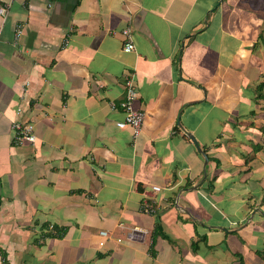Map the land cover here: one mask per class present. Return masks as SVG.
I'll list each match as a JSON object with an SVG mask.
<instances>
[{
    "label": "crops",
    "instance_id": "0c3cea01",
    "mask_svg": "<svg viewBox=\"0 0 264 264\" xmlns=\"http://www.w3.org/2000/svg\"><path fill=\"white\" fill-rule=\"evenodd\" d=\"M0 7V264H264V0Z\"/></svg>",
    "mask_w": 264,
    "mask_h": 264
},
{
    "label": "built area",
    "instance_id": "2783aa9c",
    "mask_svg": "<svg viewBox=\"0 0 264 264\" xmlns=\"http://www.w3.org/2000/svg\"><path fill=\"white\" fill-rule=\"evenodd\" d=\"M6 9L0 7V15H6ZM21 35V29H17L16 38ZM125 37V42L123 44V52L129 53L134 49L133 42L130 37L129 29L123 31ZM126 96L121 102L120 106L124 112V119L118 123L116 126L119 129H124L129 127L132 130V136L135 139L141 132V128L144 122V114L140 111H137L133 108V101L136 98L135 89L133 87L131 79H127L125 83ZM21 112L20 109L16 111V114L19 115ZM11 129L14 133V141L16 144L21 145L24 143L33 145L36 141V138L33 134V126L30 123H24L20 120H14L11 122ZM154 190L155 187H152ZM142 211L145 213H150L149 208H142ZM139 229L133 228L130 236L132 237L134 233L139 232ZM107 234L105 232H100L99 237L106 238ZM104 242L101 241L99 246H103Z\"/></svg>",
    "mask_w": 264,
    "mask_h": 264
},
{
    "label": "water",
    "instance_id": "95a60500",
    "mask_svg": "<svg viewBox=\"0 0 264 264\" xmlns=\"http://www.w3.org/2000/svg\"><path fill=\"white\" fill-rule=\"evenodd\" d=\"M189 139L191 140V142L193 143V145L195 146V148L197 149V151L201 152L200 151V148L199 146L197 145L196 141H195V138L192 136V135H188ZM203 157L205 158V155L204 153H202ZM206 159V158H205Z\"/></svg>",
    "mask_w": 264,
    "mask_h": 264
},
{
    "label": "trees",
    "instance_id": "16d2710c",
    "mask_svg": "<svg viewBox=\"0 0 264 264\" xmlns=\"http://www.w3.org/2000/svg\"><path fill=\"white\" fill-rule=\"evenodd\" d=\"M60 236V234L58 235V237ZM259 257L263 258L264 259V254L262 252H258L257 253Z\"/></svg>",
    "mask_w": 264,
    "mask_h": 264
}]
</instances>
